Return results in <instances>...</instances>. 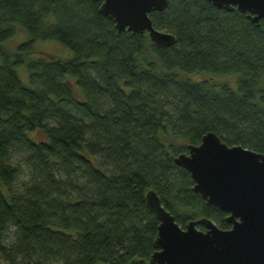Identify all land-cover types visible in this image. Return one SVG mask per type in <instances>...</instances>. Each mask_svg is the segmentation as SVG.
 Returning <instances> with one entry per match:
<instances>
[{
    "label": "trees",
    "instance_id": "obj_1",
    "mask_svg": "<svg viewBox=\"0 0 264 264\" xmlns=\"http://www.w3.org/2000/svg\"><path fill=\"white\" fill-rule=\"evenodd\" d=\"M169 1L150 13L175 34L160 46L117 31L101 0H0V264H150L149 189L182 226L205 216L230 228L174 157L209 130L264 153V20ZM17 30L28 39L9 50ZM37 39L72 54L31 57Z\"/></svg>",
    "mask_w": 264,
    "mask_h": 264
},
{
    "label": "water",
    "instance_id": "obj_2",
    "mask_svg": "<svg viewBox=\"0 0 264 264\" xmlns=\"http://www.w3.org/2000/svg\"><path fill=\"white\" fill-rule=\"evenodd\" d=\"M218 8L247 12L253 22L264 20V0H208ZM169 0H101L99 11L110 16L117 31H146L151 42L171 46L175 34L158 29L151 11H161ZM188 152L174 159L190 172L193 189L210 204L228 211L230 228H220L210 218L192 219L185 225L166 210L156 191L146 201L159 220V246L150 264H264V153L222 140L213 130ZM198 223H203L199 228Z\"/></svg>",
    "mask_w": 264,
    "mask_h": 264
},
{
    "label": "rangeland",
    "instance_id": "obj_3",
    "mask_svg": "<svg viewBox=\"0 0 264 264\" xmlns=\"http://www.w3.org/2000/svg\"><path fill=\"white\" fill-rule=\"evenodd\" d=\"M28 39V35L26 32L22 31V30H17L14 35L10 38L7 39L6 43L4 44L9 50H13L15 49V47L18 44H22L24 43L26 40ZM33 50H35V52L31 53V57H35V55H39L41 54H46L47 52H50L53 55H59L62 58H67L68 56H70L72 54V49L65 47L64 45H61L60 42H58V40H51V39H46V40H40L37 39L35 43H33ZM18 71L21 72V79L23 81L26 82V75L27 73H25L26 71H24V67L23 66H19ZM197 77L200 78H206V77H210V78H215V79H220L221 81H229L234 83V76H232V74H227L225 76H221V75H217V76H210V74H200V73H196ZM31 135H33L30 132ZM35 137L36 139H41L42 137H44V133H42V131H36L35 133ZM23 168L19 173L18 179L17 181L14 182V188H16V190H20L22 188V184L25 180L29 179V174H28V168L26 166H24V164L22 165ZM11 232H13V230L11 229ZM10 232V233H11Z\"/></svg>",
    "mask_w": 264,
    "mask_h": 264
}]
</instances>
